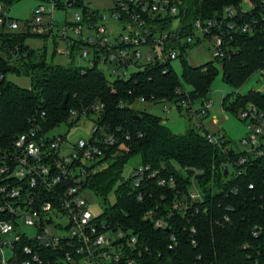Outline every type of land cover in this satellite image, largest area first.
Listing matches in <instances>:
<instances>
[{"label":"trees","instance_id":"1","mask_svg":"<svg viewBox=\"0 0 264 264\" xmlns=\"http://www.w3.org/2000/svg\"><path fill=\"white\" fill-rule=\"evenodd\" d=\"M244 1L182 0L179 14L170 17L164 29L173 18H179V33L191 35L195 20L223 16L230 6L238 10V24H249L247 31L225 35V57L215 56L204 65H193L185 55L192 44L172 43L171 47L181 49L178 58L183 64L182 74L172 60H167L146 64L127 78L110 80L96 59L91 60V66L55 64L47 60L46 51L26 43L36 35L0 32V164L4 155L18 152L16 139L21 134L35 127L39 133H49L69 118L73 125L85 116L98 127L90 141L104 150V155L88 167L83 186L103 197L105 208L100 219L114 229L133 231L142 249L149 247L157 255L171 256L175 264H264V155L238 152L229 148L226 140L222 145L214 144L206 135L210 132L201 126L176 133L160 116L133 107L140 98L156 103L172 101L183 107L179 90L186 97V84L191 86V102L209 99L211 83L221 69L224 81L237 89L264 69V0H250V10H243ZM19 42L21 49L14 55L11 50ZM11 74L30 76L31 86H20L10 79ZM67 94V109H63ZM249 104L264 113V90L228 93L223 98V106L237 114ZM110 136L114 142L104 143ZM135 154L157 173L142 177L139 186L135 185V175L124 176L125 164ZM242 155H246V163L237 164ZM228 162L227 169L224 165ZM240 167L244 171L237 174L235 169ZM4 176L0 174V186ZM162 178L168 183L161 185ZM9 182L24 192L21 201L32 195L54 201L46 187L36 191L26 179L14 177ZM193 183L202 200L192 201L188 196ZM112 191L116 194L114 203L109 200ZM8 203L16 205L0 190V220L13 218L1 210ZM157 219L167 220L170 226H157ZM193 227L197 233L191 232ZM172 232L180 241L170 249ZM8 234L0 235V239ZM20 234L21 239L14 242L19 259L29 257L23 253L28 245L42 259L33 264H55L64 256L65 249L41 248L26 233ZM157 255L152 258L154 262L160 260Z\"/></svg>","mask_w":264,"mask_h":264},{"label":"built area","instance_id":"2","mask_svg":"<svg viewBox=\"0 0 264 264\" xmlns=\"http://www.w3.org/2000/svg\"><path fill=\"white\" fill-rule=\"evenodd\" d=\"M42 3L39 10L35 11L33 18L27 20V24L21 29L18 19L10 16L6 0H0V26L5 33H14L19 36L33 34L54 38H61L67 43V48L61 52L68 55L81 54L87 58L93 54V59L100 62H111L115 64L114 74L116 78H127L129 68L139 65V60L143 57L142 46L148 47L145 53L146 63L140 64V68L153 62H164L178 58L177 48L171 47L172 43L185 46L193 44L200 35L215 40V56L225 57V35L232 36L234 31H247L249 24L237 23L238 10L227 7L224 15L217 18H198L194 21L193 34L182 36L179 28L174 30L172 25L175 21L168 23L164 29L163 24L170 17L179 14L182 0H113L114 7L112 13L124 24V31L127 35L121 34V40L117 44L110 42V30L104 22L106 14L94 9L84 0H40ZM90 1V0H88ZM75 5L83 7L82 13H75L72 21H66L63 28L55 25L53 14L57 9L71 8ZM51 14L50 23L45 22V16ZM57 28V31L55 29ZM73 35H70V32ZM182 37H186L182 41ZM27 43V41H26ZM22 43L15 45L11 51H20ZM26 56V54H24ZM3 75H0V79ZM182 95L180 104L190 109L193 115L200 119L208 114L211 102H204L205 108L195 110L191 105V100ZM144 100V99H143ZM98 108V106H97ZM168 109V107H165ZM73 114L76 115L75 111ZM244 119L250 120L251 129L256 127V131H251L252 135L243 140L247 146L244 150L247 153H254L256 156L264 155V113L254 104H249L241 113ZM94 125L93 132L97 130ZM214 144L222 145L224 136L216 137L214 134H206ZM222 140V141H221ZM66 137H50L48 133H39L38 128L21 134L16 139L18 154L3 156V163L0 164V174L5 175L4 182L0 186L1 192L10 196L16 202L5 204L1 210L13 215L11 219L0 220V235L8 234L16 230L21 224L34 226L37 229L35 237H30L37 242L39 247H53L65 249L64 256L58 258L55 264H175L171 256L163 253L155 254L149 247L142 249L139 237L133 231L114 229L106 221L94 216L89 211L88 201L83 195L88 188H83L88 175V167L97 162L104 155L102 145L92 143L90 139H81L73 145L71 151L63 153ZM104 143H113L114 137L110 136ZM13 161L14 165L10 163ZM247 161L246 155H242L237 164H244ZM233 163V162H232ZM225 163L224 167H228ZM13 165V168H11ZM244 171L243 167L235 169L237 174ZM156 171L150 165L142 164L135 174V185L139 186L141 178L146 175L156 176ZM26 179L36 191L46 187L52 192L54 201L46 200L32 195L29 199L20 200L24 192L20 186L9 182L10 178ZM175 185L174 180L169 181ZM159 183H168L166 179H160ZM64 191H60L63 185H67ZM36 193V192H35ZM188 196L192 201L202 200L199 188L192 184L189 188ZM172 213L170 212L169 215ZM63 219L67 222L63 223ZM156 225L168 227L169 222L165 219H157ZM54 230H59L55 232ZM186 230V228L184 229ZM192 233H197L193 227ZM21 239L18 233L13 241L0 239V247L11 245L13 258L1 259L3 264H33L41 261L39 254L34 253L32 246L24 248V254L29 257L19 259L14 252V242ZM179 236L172 232L170 236L169 248L173 249L179 244ZM197 245L196 240H193ZM149 251V252H147ZM149 253V254H148ZM160 257L155 261L152 258ZM15 259V261H11Z\"/></svg>","mask_w":264,"mask_h":264},{"label":"rangeland","instance_id":"3","mask_svg":"<svg viewBox=\"0 0 264 264\" xmlns=\"http://www.w3.org/2000/svg\"><path fill=\"white\" fill-rule=\"evenodd\" d=\"M85 3L89 4L94 9H99L101 13L106 14L107 18L105 23L110 30V42L111 44H117L121 40V34L127 35L128 31H124V24L119 18L113 15L112 9L114 7L113 0H84ZM42 2L40 0H18L14 3H9V13L14 19H18L21 23V29L27 24V20L33 18L35 11L39 10V6ZM243 10H250L252 3L250 0H245L242 5ZM83 7L81 5H75L71 8L57 9L55 10L53 17L55 19V25L63 28L66 21H72L75 13H82ZM51 14L45 16V22L50 23ZM180 27V20L176 18L172 28L176 30ZM57 28L55 31H57ZM4 29L0 26V32ZM73 35V32H70ZM201 41L195 40L194 44L188 47L185 55L193 65H204L210 60L215 59V40L205 38L200 35ZM186 37H182V41H185ZM27 43L35 49H41L47 52V60L49 62L61 65L75 64L79 66H91V59L93 54L89 57L84 58L80 53L74 55L64 54L61 51L67 48V43L61 38L51 37H30ZM141 51L143 57L139 60L140 64L146 63L145 53L148 47L142 46ZM177 51L180 53V47H177ZM139 65H134L129 68V73L135 72L140 69ZM172 64L175 69L182 74L183 64L180 58L172 60ZM219 64V63H218ZM99 67L104 71L105 75L110 79H116L113 72L115 64L111 62H100ZM10 79L15 83L23 87L31 86V77L27 75L11 74ZM187 91L191 90V86L185 85ZM260 89L264 90V69L258 71L247 83L240 88H234L228 85L223 78V71L216 76L210 86V91L206 102H211L212 105L209 108L208 114L203 116L201 119L193 115L187 107H179L177 103L172 101L166 102H155V101H144L143 98L138 99L133 105L134 108L142 111H147L160 116L167 124H169L176 133H183L189 127L199 128L208 130L211 134L216 137L224 136V140L227 141L228 147L233 148L238 152H243L247 149V146L243 144V140L249 138L252 135L251 131H256V127L250 128V120H244L240 114L233 112L232 110L226 109L223 106V98L228 93L248 94L251 90ZM195 110H202L206 104L203 98H197L191 103ZM168 107L166 109L165 107ZM72 120L69 118L67 122L52 129L48 136L50 137H66L64 143L63 153L67 154L71 151L74 144L79 142L81 139L89 140L93 135L94 121L90 118L83 116L77 123L71 125ZM143 164L142 157L140 154H135L125 164L124 176L129 178L137 173L139 167ZM107 164L97 168H103ZM83 195L88 201L89 211L94 216H99L104 212V199L102 196L96 194L93 190L87 189ZM109 200L114 203L116 200V194L114 191L109 195ZM67 222L63 219V223ZM58 232L59 230H54ZM26 232L30 237H35L37 229L34 226L21 224L17 226L16 230L3 237L4 240L13 241L18 233ZM2 240V239H1ZM6 258H13V249L11 245H3L0 247V260Z\"/></svg>","mask_w":264,"mask_h":264},{"label":"water","instance_id":"4","mask_svg":"<svg viewBox=\"0 0 264 264\" xmlns=\"http://www.w3.org/2000/svg\"><path fill=\"white\" fill-rule=\"evenodd\" d=\"M217 19H220V17H217ZM68 100H69V94L66 95L63 103H62V108L63 109H67V105H68Z\"/></svg>","mask_w":264,"mask_h":264}]
</instances>
